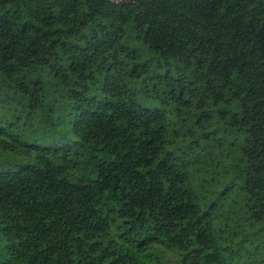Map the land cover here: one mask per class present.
Instances as JSON below:
<instances>
[{
    "label": "trees",
    "instance_id": "obj_1",
    "mask_svg": "<svg viewBox=\"0 0 264 264\" xmlns=\"http://www.w3.org/2000/svg\"><path fill=\"white\" fill-rule=\"evenodd\" d=\"M0 264H264V0H0Z\"/></svg>",
    "mask_w": 264,
    "mask_h": 264
},
{
    "label": "water",
    "instance_id": "obj_2",
    "mask_svg": "<svg viewBox=\"0 0 264 264\" xmlns=\"http://www.w3.org/2000/svg\"><path fill=\"white\" fill-rule=\"evenodd\" d=\"M116 1L122 3V0H116ZM128 1H131V0H128Z\"/></svg>",
    "mask_w": 264,
    "mask_h": 264
}]
</instances>
